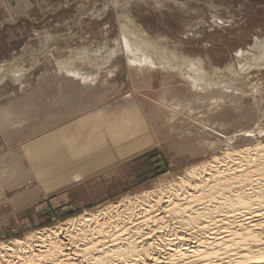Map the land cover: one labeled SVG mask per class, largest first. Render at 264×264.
I'll use <instances>...</instances> for the list:
<instances>
[{
    "label": "rangeland",
    "instance_id": "obj_1",
    "mask_svg": "<svg viewBox=\"0 0 264 264\" xmlns=\"http://www.w3.org/2000/svg\"><path fill=\"white\" fill-rule=\"evenodd\" d=\"M0 61V105L37 102L12 105L15 119L0 125V169L24 168L0 186V242L264 141V0H0ZM97 133L111 137L80 173L25 175L50 138L89 144Z\"/></svg>",
    "mask_w": 264,
    "mask_h": 264
},
{
    "label": "bare ground",
    "instance_id": "obj_2",
    "mask_svg": "<svg viewBox=\"0 0 264 264\" xmlns=\"http://www.w3.org/2000/svg\"><path fill=\"white\" fill-rule=\"evenodd\" d=\"M73 103L66 97L63 110L74 109ZM14 111L12 105L2 108L0 125L11 123ZM110 137L97 133L89 144L50 138L25 175L43 184L68 178L79 172L84 155ZM22 169L1 168L0 186ZM0 264H264V141L226 149L178 180L60 226L0 242Z\"/></svg>",
    "mask_w": 264,
    "mask_h": 264
},
{
    "label": "crops",
    "instance_id": "obj_3",
    "mask_svg": "<svg viewBox=\"0 0 264 264\" xmlns=\"http://www.w3.org/2000/svg\"><path fill=\"white\" fill-rule=\"evenodd\" d=\"M0 63H1V61H0ZM33 97H29V98H23V97H16V98H12V99H9V100H7V102L6 103H4V104H2V105H0V111H1V109L5 106V107H7V106H9V105H26V103H27V101H29L30 99H32ZM34 99V101L36 100L35 98H33ZM38 100H40V99H38ZM36 102V101H35ZM37 103V102H36ZM41 110V109H40ZM37 113H35L34 115H36ZM14 127H15V129H23V128H26V126L25 125H20V126H15L14 125ZM2 130H4V129H0V131H2ZM40 185V184H39ZM33 189V190H32ZM36 189V190H35ZM39 188H33V187H31V188H29V189H26L25 191H23L22 192V194H19V196L17 195V199L16 200H18V201H22L23 199H26V198H29V196L30 197H32L33 195H35L36 193H37V190H38ZM27 191V192H26Z\"/></svg>",
    "mask_w": 264,
    "mask_h": 264
}]
</instances>
